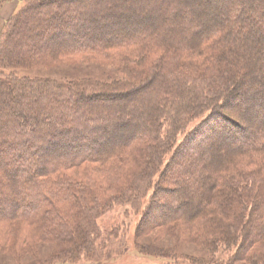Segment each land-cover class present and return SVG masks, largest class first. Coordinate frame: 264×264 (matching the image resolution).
Returning <instances> with one entry per match:
<instances>
[{
	"label": "trees",
	"instance_id": "trees-1",
	"mask_svg": "<svg viewBox=\"0 0 264 264\" xmlns=\"http://www.w3.org/2000/svg\"><path fill=\"white\" fill-rule=\"evenodd\" d=\"M91 1L24 0L25 5L3 33L0 180L7 182L6 189L13 196H2L3 203L11 210L0 218L13 222L39 221L43 240L72 242L75 234L85 230L79 221L88 222L87 229L89 224L96 227L99 210L108 204L99 202V195L129 175L126 189L116 199L129 201L137 190L152 192L153 197L160 193H174L178 197L176 201L181 206L175 208L159 197L156 215L166 209L171 212L158 220L159 226H175L181 221L202 218L216 230L204 234V245L215 249L219 243L231 248L236 240L239 244L246 231L250 233L258 226L253 222L264 202V192L257 190L259 185H264V175L259 172L264 166V118L251 136L244 131L236 149H230L232 158L246 157L247 161L240 163L243 168L233 161L221 164L218 145L206 152L201 147L213 137L214 131L220 130L221 124L230 130L239 128L238 119L232 116L236 106L252 114H257L255 109L259 107V114L264 117L263 88L251 93L255 76L264 67V48L262 51L256 45L258 36L252 37L257 32L264 41V13L254 20L250 8L237 13L235 9L240 7V2L224 0L220 17L214 18L205 16L192 0H163L162 13L129 21L126 18L131 19L134 14L127 6L117 13L110 6L113 0L108 5H102V0ZM163 11L171 16L166 17ZM101 20L105 24L100 25ZM112 28L115 33L111 35ZM79 59L116 62L131 80L90 87L5 74V69L10 67ZM246 97V102H253L254 108L240 101ZM119 100H127L123 109L117 104L104 103ZM103 113L111 115L113 123ZM198 119L200 123L178 146V135ZM130 120L139 125L138 130L130 126ZM112 124L117 125L116 132L108 131ZM206 129H210L209 133ZM135 146H142L143 152H139L138 162H129L124 153ZM169 155L172 156L163 172ZM197 157L208 162V166H202ZM81 167L110 175L108 181L112 185H101L102 178L95 177L88 186L89 193L96 195L87 202L81 183L69 173ZM251 167L258 171H250ZM180 169L187 173L186 180H190L186 185L176 180L175 173ZM9 170H12L10 175ZM158 175L161 184L155 189L152 185ZM199 176V180L193 181ZM164 183L176 187L168 189ZM179 184L186 188L182 185L184 189L180 190ZM194 184L198 191L193 189ZM91 185L96 191L91 192ZM243 197L249 204L236 207L245 203H240ZM60 202H67L73 208L68 214L76 218L75 226L70 227L60 214L61 209L56 207ZM86 202L96 204L85 206ZM193 204L200 211H194ZM252 205L255 211L247 213ZM246 218L248 222L244 225ZM258 230L261 239L264 227ZM230 231L235 234L231 236ZM221 235L224 240H219ZM260 239L256 243L262 246L264 240ZM89 242L84 239L78 242L75 251ZM261 255L264 252H253L249 264H264ZM234 260L240 261L236 256L231 262Z\"/></svg>",
	"mask_w": 264,
	"mask_h": 264
},
{
	"label": "rangeland",
	"instance_id": "rangeland-1",
	"mask_svg": "<svg viewBox=\"0 0 264 264\" xmlns=\"http://www.w3.org/2000/svg\"><path fill=\"white\" fill-rule=\"evenodd\" d=\"M2 1L3 0H0V41L8 22L25 5L24 0ZM110 1L111 0H102L101 3L102 5H108ZM221 1L224 2V0H192L194 4H198L199 11L204 12L205 16H211L214 18H218V16L220 17L219 9L225 5V3H223L221 6ZM235 1L240 2V7H235L237 13H240L241 10H247V8H250L252 11L251 17L254 20H257V18H259V16L264 13V0H232V2ZM91 2L93 1L90 0V3ZM163 3V0H144V2L143 0H113L111 1L110 6H112V9L117 13L121 12V9L124 5L127 6L126 8L132 10L134 14L131 19L126 18L131 21L142 18H151L155 14L162 13ZM235 5H237V3H235ZM127 14H131V12L126 13V15ZM163 14H165L166 17L171 16L170 12L165 13L163 11ZM99 24L103 25L105 22H102L101 20V22L99 21ZM114 33L115 28H112L110 34L112 35ZM102 36L103 35L100 34V37ZM252 37L259 38V42H256V45L259 48L261 47L262 50V48H264V41L260 39L258 33L255 32V35ZM260 60L262 61V59ZM5 70V74L15 73L20 76L55 80L56 82L79 83L78 85L87 84V86L90 85V87L100 85L112 86L114 84H119L122 81L124 82L131 80L126 76L125 73L127 72H124L121 68H118L116 62H94L87 59L73 60V62L61 60L57 62L55 61L40 64L38 66L16 68L10 67ZM259 73V76H255V82L252 86L253 88L251 87V93L252 90L258 91L260 88H263L264 90V67H262ZM236 93H239V89ZM246 99L247 97L245 99H240V101L245 102L244 106L249 105L253 106L254 108V103L246 102ZM125 102H127V100L105 101L104 103H107V105L117 104L119 109H123ZM232 111L234 114L232 116L238 119L239 128L230 130V127L221 124L220 130L218 129L217 131H214L213 133L215 134L213 137H211L201 148H203L206 152L208 151V148H215V145H218L220 149L219 155L221 156V164H223V162L227 164L229 161H233L235 164H237V167L240 166V168H243L240 163L247 161L246 157L236 156L232 158L231 150H235L237 147V141H240L244 138V136H241L240 134L244 133V131H247L248 136H251L254 130L258 127L259 123L263 121L264 117L262 116V113L259 114V107L258 109H255L257 114L244 113V110L241 111L240 107L238 106H236ZM102 116L105 119L111 120V123H113L111 115L103 113ZM200 120L201 119L193 121L191 124H189L184 132H181L178 135L176 138V144L178 146L182 144L183 139L186 138L188 132L200 123ZM130 121V126L138 130L139 125H136V123L132 120ZM164 129H166V126H164ZM117 130L118 128L116 124L109 125L108 131L116 132ZM208 130L210 129H206V132L209 133ZM100 134L101 133H99L97 137H99ZM222 148L226 149L225 153ZM229 150L231 151L230 155H228V152H230ZM140 151L143 152V147L141 146L138 148L135 146L129 151H126L124 156L129 160V162H133L134 160H137L138 162L140 160H138V157H140ZM195 151L199 150L195 149ZM233 153L236 154V152ZM171 156L172 155H169L166 158L162 169L163 172H165L168 163L167 161ZM200 158L201 157H197V160H200ZM223 159L224 161H222ZM200 162L202 166H208L209 164L208 162H203L201 160ZM263 169H260L259 172L260 174L264 175ZM252 170L258 171V169L254 167H251L250 171ZM10 171L12 170L8 171V175H10ZM177 172L175 173L176 176L174 175L176 180H182L186 185V182L190 181L188 178L187 180L185 178L187 173H184L182 169H180L178 174ZM69 173L72 179L81 183L80 187L83 189L82 191L84 193L83 198L87 200V202L93 200L94 196L96 195L89 193L88 186L90 183H93L92 180H94L95 177H98L99 179L102 178L100 179L103 181H101V185H107L108 183L109 185H112L110 181H108L110 175L101 173L97 174L91 170L86 171V169L83 167L73 169ZM93 174L97 175L92 176ZM174 176L172 175V177ZM178 176L181 178H177ZM159 178V175L154 178V183L152 186L155 189H157L158 185L161 184ZM262 178L264 179V177ZM124 179L125 180L122 179L120 182L118 181V183L114 181L115 183L113 182L114 184L112 185V189L107 190L104 192V194L100 193L101 195H99L97 198L101 199L99 202L108 204L105 208H102L101 210L98 209L99 214L94 223V227L96 226L95 228L91 227V224H89V229H87L86 227H88V222H84L83 220L79 221L85 230L73 236L76 240L71 239L73 241H77V243L73 241L72 243L65 239L51 240L49 238H45L43 240L41 236L43 226L39 221L33 223L27 221L13 222L3 221L0 218V264H168L169 262H175L176 264H249L252 263L250 258L253 252H264V245L261 246L256 243L257 240L260 239L257 235L260 231L258 229L264 227V202L263 205H261L262 210L260 211L261 213L259 217H256L257 219L254 218L253 224L256 222L258 225L254 231L251 230L249 233L245 230L246 233L242 235V239L240 240L239 244H237L239 240H236V244L232 248L231 245L229 247L228 245L219 243L216 245L215 249H211L207 245H204V234L207 231H209V233L216 231L215 229H212L213 225L211 222H209V224L202 218L198 220L194 218L195 221L193 222L181 221L175 226H159L157 224L158 220L160 221L165 214L171 213L170 209H166L162 213H159V215H156L155 208L159 203V197L164 199V201L167 202V205H169V207L171 206V208L181 206V204H177L178 197H176L174 193H160L159 195L153 197L152 192L148 193V191L145 190H137L136 192H133L135 197H132L129 199V201H127L126 198L116 199L115 197L119 196L118 193L120 194L123 189H126V186L128 185L127 183L130 181L129 175L125 176ZM199 179L200 176L199 178H195L193 181H197ZM179 185V188H181L180 190L184 189V184ZM6 186L7 182H5L3 179L0 180V216L2 214H9L11 210V207L4 204L2 199V196L4 197L5 195L6 197L13 196L12 192L6 189ZM91 186V192L96 191L95 187L93 185ZM164 187H168V189H170L176 186L174 184L164 183ZM198 188L199 187H197L196 184L193 185V189L195 191H198ZM257 190L264 192V185H259ZM164 201L161 202L164 203ZM240 201V203H245L239 204L238 206L236 204V207L243 205L247 206V204L250 202L249 200H246V197L241 198ZM260 201L262 202V200ZM86 203L85 206L90 207L96 204ZM153 203L155 204L154 207H152ZM67 204V202H60L57 203L56 207L61 209L60 214L63 218L65 216L66 222L69 221L70 227L75 226L76 218L73 215L68 214L72 207L71 205L67 206ZM256 204H259V202H256ZM149 210H151V212H149ZM193 210L200 211V208L193 204ZM216 211H218V208H216ZM249 211H255L253 205L249 208V210H247V213ZM208 217V219L211 218L209 215ZM230 219L232 220V217ZM236 220L237 218L235 221ZM247 222L248 220L246 218L244 220V225L247 224ZM238 226H240V224H238ZM230 232L231 236L235 234L233 233L234 231ZM223 238L224 237L221 235L219 240H224ZM83 239L90 241L89 243H92V246L88 245L89 243L87 245L85 243V246H81V248H79L80 250L76 252L75 249L78 248V244L82 243ZM261 239L262 241L264 240V234ZM73 249L74 252L72 251ZM235 256L240 261L234 260V262H231ZM260 260H262V263H264V255H261Z\"/></svg>",
	"mask_w": 264,
	"mask_h": 264
}]
</instances>
